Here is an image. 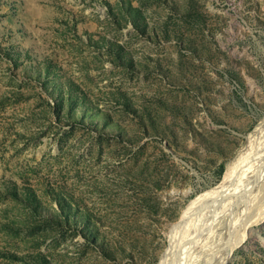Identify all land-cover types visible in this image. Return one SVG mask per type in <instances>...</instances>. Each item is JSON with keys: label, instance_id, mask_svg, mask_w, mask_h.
Masks as SVG:
<instances>
[{"label": "rangeland", "instance_id": "374dc122", "mask_svg": "<svg viewBox=\"0 0 264 264\" xmlns=\"http://www.w3.org/2000/svg\"><path fill=\"white\" fill-rule=\"evenodd\" d=\"M263 125L264 0H0V264H264Z\"/></svg>", "mask_w": 264, "mask_h": 264}, {"label": "bare ground", "instance_id": "6f19581e", "mask_svg": "<svg viewBox=\"0 0 264 264\" xmlns=\"http://www.w3.org/2000/svg\"><path fill=\"white\" fill-rule=\"evenodd\" d=\"M248 141H249V145L245 149L240 151V153L238 154L237 158L234 161L228 164L226 177L223 182L224 184L223 190L231 191L229 194V199H228L229 201H232V199H234L233 201H235V198L239 196H243L244 198L242 197L240 198L244 200H245V197H247L248 200H251L252 203L251 202L250 203L256 209L255 215L258 216V219H259V217L264 212V125L259 127L258 130L255 132V134L248 139ZM217 198L223 199V195H222V198L221 197H217ZM216 202H219V201H216ZM255 215L253 214V216L257 218ZM249 216H252V215H249ZM249 222L251 223V220H249ZM246 226H248L247 223H246ZM184 250H187V249H184ZM223 250L224 252L222 253V255L220 257L218 256L219 258H217V260L219 259L217 261V264H226L227 262V259L230 255V249L226 248ZM195 256L198 257L197 255ZM188 263L186 262V264Z\"/></svg>", "mask_w": 264, "mask_h": 264}, {"label": "water", "instance_id": "95a60500", "mask_svg": "<svg viewBox=\"0 0 264 264\" xmlns=\"http://www.w3.org/2000/svg\"><path fill=\"white\" fill-rule=\"evenodd\" d=\"M225 166H226V164H225Z\"/></svg>", "mask_w": 264, "mask_h": 264}]
</instances>
